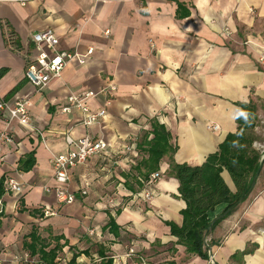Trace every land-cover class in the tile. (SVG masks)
I'll list each match as a JSON object with an SVG mask.
<instances>
[{
  "label": "crops",
  "instance_id": "0c3cea01",
  "mask_svg": "<svg viewBox=\"0 0 264 264\" xmlns=\"http://www.w3.org/2000/svg\"><path fill=\"white\" fill-rule=\"evenodd\" d=\"M47 30L64 50L94 51L84 65L71 63L39 91L25 71L40 52L32 37ZM262 58L264 0H0V70L7 69L0 102L12 105L24 97L31 103L29 126L9 125L0 111V133L8 129L16 140L0 151V261L40 264L27 249L36 231L48 249L62 247L57 261L65 253L69 263L79 255L77 264H100L103 254L113 264H264ZM110 86L114 93H102ZM89 91L101 93L91 108L107 109L108 116L86 128L79 114L67 116L60 109L71 95ZM250 102L257 104L260 141L254 147L262 149L263 170L249 197L207 233L210 258L190 255L167 225L182 227L187 207L179 181L170 175L169 156L152 174L159 175L153 199L137 196L142 190L133 180L137 191L127 188L126 176L136 178L135 168L148 158L139 149L141 136L158 121L177 148L174 162L199 167L236 133L239 104ZM214 125L220 129L214 131ZM69 132L75 139L103 140L108 154L70 171L63 187L76 202L60 205L51 161L68 152ZM30 156L32 166L26 163ZM221 176L236 193L228 171ZM9 177L23 185L22 197L6 192ZM226 208L211 212V222ZM16 255L28 258L16 263Z\"/></svg>",
  "mask_w": 264,
  "mask_h": 264
},
{
  "label": "trees",
  "instance_id": "16d2710c",
  "mask_svg": "<svg viewBox=\"0 0 264 264\" xmlns=\"http://www.w3.org/2000/svg\"><path fill=\"white\" fill-rule=\"evenodd\" d=\"M6 72L7 69L0 70V79ZM239 107L236 133L230 134L220 145L219 151L210 155L199 167L176 164L173 159L177 148L171 143L170 133L165 126L152 120V131L144 132L139 144V149L148 158L135 168L136 178L126 176L127 188L133 192L137 191L130 185V180H133L141 191L145 185L137 177L145 182L149 181L150 176L159 171L162 159L169 156L170 175L179 181V193L187 207L182 212V227L173 223L167 225L170 226L172 235L178 239L179 244L187 248L188 254L198 255L204 259L210 258L206 234L212 227L230 216L237 206L249 197L255 175L261 164L262 153L254 147L260 141L255 133L258 126L257 104L243 103L239 104ZM150 136L153 137L150 138ZM33 160V156H30L26 163H31L32 166ZM224 170L230 174L236 193L230 190L221 176ZM3 194V182H0V199ZM221 205H227L225 213L212 223L209 214ZM1 217L2 215H0V225ZM111 225L113 227L111 229H117L113 222ZM30 236L32 242L27 247L30 256L38 257L40 264H55L62 247L57 245L53 249H48L49 245L43 242L36 231ZM100 256L102 257L100 264H113V261L105 258L103 254ZM78 257L79 255H75L69 264H77Z\"/></svg>",
  "mask_w": 264,
  "mask_h": 264
},
{
  "label": "built area",
  "instance_id": "2783aa9c",
  "mask_svg": "<svg viewBox=\"0 0 264 264\" xmlns=\"http://www.w3.org/2000/svg\"><path fill=\"white\" fill-rule=\"evenodd\" d=\"M224 33L230 36L231 33L226 29ZM109 34V33H107ZM33 42L40 48V52L35 59H32L26 68L25 77L27 81L39 91L45 90L48 85L61 76L63 71L73 62L80 65L86 63V59L93 54L90 49L86 55L80 54L78 51H68L60 47V40L51 30L37 33L32 37ZM42 45L47 46V50L41 48ZM261 61H264L262 58ZM114 86L108 87L104 92L114 93ZM101 94V93H100ZM100 94L94 91L82 93L81 95H71L65 105L60 109L61 113L72 116L79 114L81 120L80 125L86 128L100 125L108 116L107 109L93 110L90 102L97 98ZM31 103L28 98L17 97L12 105L7 102H0V111H4L7 115L9 125L16 121L22 126H29L31 121ZM214 131H218V126L211 127ZM68 145V152L63 155L54 156L51 164L54 172L55 181L60 185L54 189L57 201L60 205H72L76 202L75 195L69 189L64 188L70 181V171L78 166L86 164L90 159L108 154V146L103 140H98L88 135L79 139H75L71 132L65 136ZM16 140L14 135L7 129L0 133V151L3 146H14ZM159 175H151L149 181L143 182L145 187L140 192L141 197L151 200L154 197L152 187L157 181ZM50 193L51 189H46ZM6 192L16 197H22L24 193L23 185L15 178L9 177L6 181ZM82 195H87V191H83ZM4 214L3 200L0 199V215ZM94 235V233H91ZM28 257L16 255L14 261L16 263L23 262ZM0 264H3L0 261ZM55 264H60L57 261Z\"/></svg>",
  "mask_w": 264,
  "mask_h": 264
},
{
  "label": "water",
  "instance_id": "95a60500",
  "mask_svg": "<svg viewBox=\"0 0 264 264\" xmlns=\"http://www.w3.org/2000/svg\"><path fill=\"white\" fill-rule=\"evenodd\" d=\"M263 157H264V150H263ZM262 170H263V162L260 164V167H259V169H258V171H257V173H256V175H255V178H254V184H253L252 190H253V188L255 187V184L257 183V180H258V178H259V176H260ZM252 190H251V191H252ZM206 238H207V234H206Z\"/></svg>",
  "mask_w": 264,
  "mask_h": 264
},
{
  "label": "rangeland",
  "instance_id": "374dc122",
  "mask_svg": "<svg viewBox=\"0 0 264 264\" xmlns=\"http://www.w3.org/2000/svg\"><path fill=\"white\" fill-rule=\"evenodd\" d=\"M257 145V143H256ZM259 151H262V149H259ZM70 258L67 254L63 253L61 256H60V264H69V259Z\"/></svg>",
  "mask_w": 264,
  "mask_h": 264
}]
</instances>
